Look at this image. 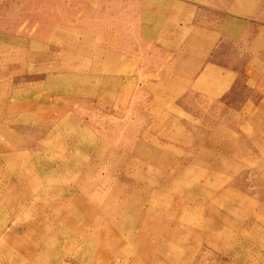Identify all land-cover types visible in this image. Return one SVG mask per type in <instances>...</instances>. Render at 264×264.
<instances>
[{"label": "rangeland", "instance_id": "1", "mask_svg": "<svg viewBox=\"0 0 264 264\" xmlns=\"http://www.w3.org/2000/svg\"><path fill=\"white\" fill-rule=\"evenodd\" d=\"M105 263L264 264V0H0V264Z\"/></svg>", "mask_w": 264, "mask_h": 264}, {"label": "bare ground", "instance_id": "2", "mask_svg": "<svg viewBox=\"0 0 264 264\" xmlns=\"http://www.w3.org/2000/svg\"><path fill=\"white\" fill-rule=\"evenodd\" d=\"M3 129V128H2ZM27 141V140H26ZM116 164V163H115ZM93 167V166H92ZM99 174V173H98ZM90 179V178H89ZM99 182V181H98ZM93 186V185H92ZM95 186V185H94ZM98 187V186H97ZM89 188V187H88ZM102 194V193H101ZM151 197V196H150ZM96 198V197H95ZM96 200V199H95ZM141 203V202H140ZM145 206V205H144ZM139 207H140V205H139ZM139 209V208H138ZM104 213V212H103ZM117 213L118 212H115L113 215H109L110 217H109V220L110 221H113V223H114V219L118 216L117 215ZM141 213V212H140ZM95 214H98V212L96 213V212H93V214L91 215V217H92V220H96L97 219V216H94ZM105 214V213H104ZM103 214V215H104ZM135 214V213H134ZM102 215V213H100L99 212V214H98V219H99V217ZM123 217V216H122ZM62 226H60V228H61ZM114 228V227H113ZM112 228V231H110L108 234L106 233V235L105 236H100V235H91L90 236V239L94 242V243H96L97 245H98V248L97 249H99L100 250V243H99V240L101 239V238H103V239H105V241H106V244H105V246H106V248L105 247H103V248H105V249H107L108 247H110L109 249H110V251H106L107 253H109L110 252V254L109 255H107V258L109 259V263H110V255L112 254V256H111V259L112 260H114V258H115V253H114V247H115V245H117V246H119V244H120V240L119 239H117L115 236H114V232H115V228L113 229ZM123 231V230H122ZM121 231V232H122ZM50 232V231H49ZM108 232V231H107ZM138 232V231H137ZM125 235V234H124ZM128 236H131V234L129 233V235ZM133 237H134V233H133ZM102 241H104V240H102ZM104 246V245H103ZM109 249H107V250H109ZM99 252L100 251H98V254H99ZM108 263V264H109ZM105 264H107V263H105Z\"/></svg>", "mask_w": 264, "mask_h": 264}]
</instances>
